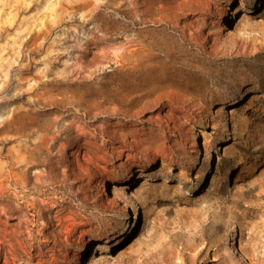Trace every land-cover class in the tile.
Instances as JSON below:
<instances>
[{"label": "rangeland", "instance_id": "obj_1", "mask_svg": "<svg viewBox=\"0 0 264 264\" xmlns=\"http://www.w3.org/2000/svg\"><path fill=\"white\" fill-rule=\"evenodd\" d=\"M1 115L0 264H264V0H0Z\"/></svg>", "mask_w": 264, "mask_h": 264}, {"label": "bare ground", "instance_id": "obj_2", "mask_svg": "<svg viewBox=\"0 0 264 264\" xmlns=\"http://www.w3.org/2000/svg\"><path fill=\"white\" fill-rule=\"evenodd\" d=\"M35 82V81H34ZM35 88V87H34ZM14 112V111H13ZM3 117V115L0 116V118ZM234 249L236 250V246L233 244ZM242 254V253H241ZM243 255V254H242Z\"/></svg>", "mask_w": 264, "mask_h": 264}]
</instances>
